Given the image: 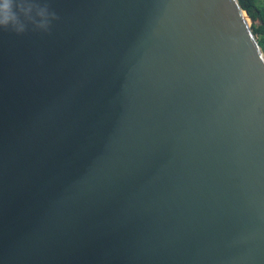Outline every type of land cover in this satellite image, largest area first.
I'll return each mask as SVG.
<instances>
[{
	"label": "water",
	"instance_id": "water-1",
	"mask_svg": "<svg viewBox=\"0 0 264 264\" xmlns=\"http://www.w3.org/2000/svg\"><path fill=\"white\" fill-rule=\"evenodd\" d=\"M0 29V264H264V53L238 0H34Z\"/></svg>",
	"mask_w": 264,
	"mask_h": 264
},
{
	"label": "clouds",
	"instance_id": "clouds-1",
	"mask_svg": "<svg viewBox=\"0 0 264 264\" xmlns=\"http://www.w3.org/2000/svg\"><path fill=\"white\" fill-rule=\"evenodd\" d=\"M57 17L48 7L34 0H0V29H11L17 34L25 32L28 24L46 31Z\"/></svg>",
	"mask_w": 264,
	"mask_h": 264
},
{
	"label": "trees",
	"instance_id": "trees-1",
	"mask_svg": "<svg viewBox=\"0 0 264 264\" xmlns=\"http://www.w3.org/2000/svg\"><path fill=\"white\" fill-rule=\"evenodd\" d=\"M252 23V30L264 53V0H238Z\"/></svg>",
	"mask_w": 264,
	"mask_h": 264
}]
</instances>
